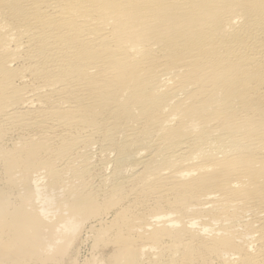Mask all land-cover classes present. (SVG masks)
Listing matches in <instances>:
<instances>
[{
  "label": "bare ground",
  "instance_id": "6f19581e",
  "mask_svg": "<svg viewBox=\"0 0 264 264\" xmlns=\"http://www.w3.org/2000/svg\"><path fill=\"white\" fill-rule=\"evenodd\" d=\"M85 229L112 264H264V0H0V264Z\"/></svg>",
  "mask_w": 264,
  "mask_h": 264
},
{
  "label": "rangeland",
  "instance_id": "374dc122",
  "mask_svg": "<svg viewBox=\"0 0 264 264\" xmlns=\"http://www.w3.org/2000/svg\"><path fill=\"white\" fill-rule=\"evenodd\" d=\"M12 138L15 140V137H12ZM10 140L13 141L12 139H10ZM111 214H112V212H111ZM111 214L108 213V215H105L103 217L104 222H105V220H107V222L112 220L113 214L112 215ZM108 216H109V218H108ZM94 223L96 224V222H94ZM86 230L87 229H85V231ZM85 231L80 232L79 236L76 238L77 240L74 241L72 246L68 250L62 252L64 254H62L60 251L59 252L57 251L52 256L46 257L45 261L40 262L38 264H74L75 262H76L75 264H87V263L90 264V263H92L91 261L93 259H97L95 256L96 254H98L101 257V258H99V256H98V259H102V260H104L105 264H109L110 263L108 261L109 256L112 254V251H114L112 245H107L108 247L110 246L111 248L110 247L106 248L105 247L106 244L104 247H103V244H101L102 246L99 244L96 246V248L101 247V250L100 249H97V251H96V249L93 250L92 248H95V247H92V244H93L92 241L93 240H92V237L89 238V235L91 236V234L88 235V233H89L88 230L86 232ZM85 237H86V239H85ZM98 250H100V251H98ZM92 257H95V258H92ZM75 259H76V261L74 263H72L73 262L72 260H75ZM88 260H89V262H88ZM110 264H112V263H110Z\"/></svg>",
  "mask_w": 264,
  "mask_h": 264
}]
</instances>
